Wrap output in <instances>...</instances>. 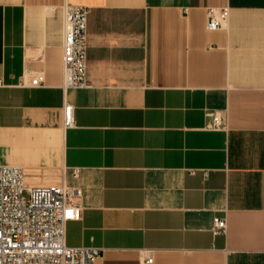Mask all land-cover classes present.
I'll list each match as a JSON object with an SVG mask.
<instances>
[{
  "label": "crops",
  "instance_id": "1",
  "mask_svg": "<svg viewBox=\"0 0 264 264\" xmlns=\"http://www.w3.org/2000/svg\"><path fill=\"white\" fill-rule=\"evenodd\" d=\"M71 5L87 87H64ZM2 165L81 191L66 242L93 264H264V0H0Z\"/></svg>",
  "mask_w": 264,
  "mask_h": 264
},
{
  "label": "built area",
  "instance_id": "2",
  "mask_svg": "<svg viewBox=\"0 0 264 264\" xmlns=\"http://www.w3.org/2000/svg\"><path fill=\"white\" fill-rule=\"evenodd\" d=\"M88 13L86 6L66 8L65 88L91 85L87 72ZM220 25V17L212 11L209 27ZM43 81L44 77L38 75L33 84ZM72 108L66 107L69 125L73 122ZM216 125H222L218 117ZM81 194L79 189L64 185L29 186L22 167L0 166V264H93L102 255V248L70 246L66 242L67 223L82 217ZM226 228V219H215V233Z\"/></svg>",
  "mask_w": 264,
  "mask_h": 264
}]
</instances>
